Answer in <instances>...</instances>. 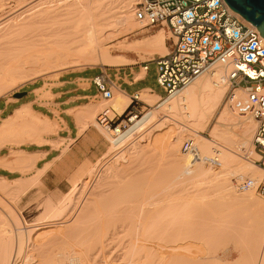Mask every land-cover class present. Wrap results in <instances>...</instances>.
<instances>
[{"label":"bare ground","instance_id":"bare-ground-1","mask_svg":"<svg viewBox=\"0 0 264 264\" xmlns=\"http://www.w3.org/2000/svg\"><path fill=\"white\" fill-rule=\"evenodd\" d=\"M136 1L42 0L32 7L37 11L29 7L0 24V98L52 72L132 64L111 53L109 43L113 41H118V51L167 53L163 30L142 41L119 42L139 26L142 29L133 17L131 3ZM228 88L225 70L214 65L166 99L142 91L140 96L155 106L152 110L156 114H161L159 118L155 115L157 122L152 124V116L145 114L140 119L132 118L129 128L122 132L101 127L103 136L116 151L130 144L103 169H95L100 164L97 161L84 174L89 178L96 174L97 189L128 184L135 188L129 225L105 221L104 218L113 215L102 212L104 207L97 197L99 190L92 189V194L88 189L85 192L89 178L81 184L80 178L77 179L58 201L45 198L43 205L36 206L41 207V214L28 222L21 211L4 202L3 196L19 200L34 186L36 177L16 181L0 178V264H17L18 259L21 264H88V253L82 258L77 249L87 246L89 252L91 245L96 244L95 250L103 252L106 236L117 225L126 226L119 227L120 232L131 237L127 249L123 248L129 252L122 255L121 264L134 261L137 264H264V200L257 198L253 190L235 189L237 180L258 182L264 176V170L254 164L259 160L252 144L256 123L231 112L229 103L217 116L210 139L201 134L214 118ZM116 90L102 104L110 119L113 111L122 115L130 103L128 97ZM234 95L236 99L245 98L242 90ZM93 109L77 113L82 129L87 126L84 120ZM51 129L47 122L23 107L0 126V134L7 135L0 140V147L5 142L13 145L40 142L39 135ZM113 133L116 137L111 136ZM187 139L199 158L211 159L216 164L196 158L192 161L190 155L183 154L181 146ZM10 158L14 160L11 165L23 161L27 170L31 169V156L12 152ZM84 234L87 240L81 238ZM245 236L251 237L249 241L254 239L253 252L245 250L231 263L229 240L246 239ZM191 239L198 242V252H193L195 246L188 242ZM232 244V250L242 251L246 247L242 242Z\"/></svg>","mask_w":264,"mask_h":264},{"label":"built area","instance_id":"built-area-1","mask_svg":"<svg viewBox=\"0 0 264 264\" xmlns=\"http://www.w3.org/2000/svg\"><path fill=\"white\" fill-rule=\"evenodd\" d=\"M133 17L142 29L165 28L170 33L168 52L140 66L146 71L148 64H156V81L166 96L185 88L214 65L225 70L231 89L227 98L230 108L239 117H249L256 123L252 144L259 160L254 164L264 170V41L257 28L233 12L224 0H137ZM109 70L101 69L89 81L104 101L110 100L117 89ZM235 89H241L245 98L236 99ZM141 105L144 109L149 107L135 95L119 121L113 123L117 115L114 111L110 119L107 110H103L96 123L114 131L124 130L132 118L138 117ZM181 151L190 155L192 161L196 158L216 164L199 158L189 139L182 143ZM235 189L253 190L264 198V176L258 182L237 180Z\"/></svg>","mask_w":264,"mask_h":264},{"label":"crops","instance_id":"crops-1","mask_svg":"<svg viewBox=\"0 0 264 264\" xmlns=\"http://www.w3.org/2000/svg\"><path fill=\"white\" fill-rule=\"evenodd\" d=\"M127 53L136 52L119 51L117 55L130 60L132 62L130 65L135 64L124 55ZM130 65L111 67L113 69L110 72L113 76L108 74L117 88L116 91L131 99L135 95L139 98L140 93L147 90L149 94H155L162 99L164 96L145 84L149 64L146 71H143L140 66ZM74 73L76 72H65L55 80L33 82L25 96L13 98L12 95L11 101H0V126L16 111L26 107L52 128L47 133L39 135L41 143L22 142L13 145L5 142L0 147V178L16 181L36 177L34 186L21 196L20 202L25 207L31 205L28 202L30 196L35 197L39 194L56 199L67 194L75 181L107 152L108 140L95 126L88 123L91 114L96 112L99 105L104 102H100L99 95L92 90L89 81L94 76L72 75ZM140 75H142L140 78H136ZM24 97L25 100L22 101ZM87 108L94 109L89 111V117L84 120L87 126L82 129L77 113L88 112ZM120 116L116 115L113 123L119 121ZM6 137L7 135L0 134V140ZM12 152L31 156L33 158L31 169L27 170L26 163L23 161H18L15 166L11 165L14 162L10 158Z\"/></svg>","mask_w":264,"mask_h":264},{"label":"rangeland","instance_id":"rangeland-1","mask_svg":"<svg viewBox=\"0 0 264 264\" xmlns=\"http://www.w3.org/2000/svg\"><path fill=\"white\" fill-rule=\"evenodd\" d=\"M39 1H42V0H20L17 1V0H1L0 2V24L2 23H5L9 20H11L12 18H14L16 15L20 14V12H22L23 10H26L27 8L31 7V9H33L36 5V3L38 4ZM135 3V2H134ZM134 3H131V7L133 8V4ZM34 6V7H33ZM33 7V8H32ZM28 10V9H27ZM37 11V8L33 9V12ZM32 12V11H31ZM32 12V13H33ZM159 30H163L164 31V34H165V45H166V48H167V52L169 50V47H168V42H167V39L170 37V33L167 29H161V28H154V29H150V30H146V29H141L140 26L138 27V29L128 35L127 37L125 38H121L119 42H138V41H142L144 39H147V38H150L151 36L155 35ZM109 45H111V53L114 54V55H117L119 54V51L117 50V45H118V41H113L111 43H109ZM165 53H158V52H155V53H148V52H139V53H127V54H124L126 57H128L129 59L133 60L135 62V64L133 65H130L132 67H138V66H142L143 63L147 62V61H150L152 59H156L158 56H162L164 55ZM103 70L104 68L103 67H100V66H96V67H90V66H85V68H80V69H69V70H66V71H61V72H52L50 73L49 75H46V77L44 76L42 79L41 78H38L32 82H27L25 84H23L22 86H19L18 88H15V89H12L10 90L9 92H7L3 97L0 98V101L1 100H7L9 101V99L12 97V95L14 93H17V92H26L27 90H29L31 87H32V83L33 82H38V81H41V80H46V79H51V80H55L57 79V77L62 74V73H65V72H76L72 75H80V76H87V77H91V76H95L96 74L99 73L100 70ZM113 68H110V70H112ZM110 70L108 71V73H110L111 76H113V73L110 72ZM157 76H156V64L155 63H151L149 64V72H148V76H147V80H146V85H148L149 87H151L156 93L164 96L162 99H166V93L161 89V87L158 85L157 81ZM81 86H85V85H81ZM92 90L95 92V87L92 85ZM135 89V87L133 88ZM231 89L230 87L228 88L227 92L225 93L224 97H223V100L221 102V105L219 106L217 112L215 113V116L214 118L210 121L209 125L207 126L206 130L204 132H202L201 134L206 137V138H209L210 139V133H211V129L212 127H214L213 125H215L216 123V118L217 116L219 115L220 111L222 110V108L225 106L226 107H229V101H228V95L230 93ZM241 92V90L237 89L235 90L234 92ZM43 97H46V96H43ZM139 99L147 106L149 107H146V109H144V106L141 105V110H140V113L138 114V119L142 118L145 114H150V118L151 120L153 119L154 121H151L152 124L157 122L156 120H159L158 118L161 116V114H156V111L152 110L155 108V106H153L152 103H149L147 102L145 99L142 98V96L139 97ZM25 100V97L22 98V101ZM104 100H101L100 102H103ZM99 102V103H100ZM98 104V103H97ZM151 104V105H150ZM1 107V105H0ZM153 107V108H152ZM105 108V106L103 105H99V107L96 109V112L94 111V113L91 114L90 116V119L88 121V123L90 125H93L95 126L100 132H101V127H99L97 124H96V117L98 115L99 112H101L103 109ZM150 108V109H149ZM231 110V112H234L232 111L231 108H229ZM150 110V111H149ZM149 111V112H147ZM147 112V113H146ZM155 112V113H154ZM158 117H156V116ZM155 117V118H154ZM124 119V117L122 118ZM254 122V121H253ZM94 123V124H93ZM88 124V125H89ZM131 125V123H129L125 128L124 130H119V132H122V131H125L129 128V126ZM236 134H239V128L236 129ZM102 133V132H101ZM114 134V133H113ZM111 135L112 137H116L114 135ZM135 138L136 140H138V134L135 133ZM133 137V140L135 139ZM108 140V139H107ZM132 140V139H131ZM109 142V141H108ZM130 144L129 142L126 143L125 146H123L121 149H118V151H116L114 149V146H112L110 143L108 145V149H107V152L105 155H103V157L99 160L100 161V164L95 167V169L98 171L99 168L100 170L103 169V167L107 164H110L114 161V158L115 156L117 155V153L120 151V150H123V149H126V146ZM112 146V148H111ZM113 150V152L111 153V151ZM232 149H234L232 147ZM251 150H252V147H251ZM253 151V150H252ZM109 153V154H108ZM250 152L247 153V155L249 156ZM251 156V155H250ZM251 160H254L252 157L250 158ZM95 165V164H94ZM103 165V166H102ZM102 167V168H101ZM93 176H91V178H89L88 175L84 174L82 176V178H80V184L81 182H85L88 178L89 181L88 184H87V187L85 188V192H87L88 190H90V192L92 191L93 189V192H96L97 190H99L100 194L98 193L97 197H99L100 199V202L102 201V205L104 207L103 211L104 213H108V214H112L113 216L112 217H107V218H104L105 221H114V223H119V225H122L121 222H124L126 224L127 222V225H129L128 221L131 220V217L130 214H131V207L133 205H135V198H134V193L137 192L135 190V188L133 186H130L129 184L128 185H121L120 187L118 186H109V185H104L103 187L101 188H98L97 189V185H96V180L94 177V173L92 174ZM88 176V177H87ZM262 176H263V173H262ZM84 179V180H83ZM93 179V180H92ZM92 180V182H91ZM98 180V179H97ZM82 182V183H83ZM91 182V183H90ZM96 185V186H95ZM81 186V185H79ZM95 186V187H94ZM116 187V188H115ZM91 188V189H90ZM88 189V190H87ZM103 191V192H102ZM92 194V192H91ZM146 195L145 194L144 196H142V198H146ZM254 195L257 197V198H260L262 200H264L263 197L259 196L257 193L254 192ZM64 195L60 196L59 198H56L54 199V201H58L59 199H61ZM93 196H91L90 198H92ZM4 198V202L6 203H9L7 204L8 206H14L16 209V211H21V215L22 217L24 218V220L30 222L31 220H33L36 216H39L42 212V209L41 207H38L36 208L37 205H43L44 204V199L47 198V196H43V195H37L35 197L33 196H30L29 197V200L28 202H30L31 205L25 207L23 203H21L19 200H13V199H10L8 196H3ZM35 200H34V199ZM112 198V199H110ZM10 200V201H9ZM34 200V201H33ZM12 201V202H11ZM16 201V202H15ZM119 203V204H118ZM46 213V212H45ZM44 213V214H45ZM129 214V215H128ZM114 215H117V216H114ZM21 217V216H20ZM113 223V224H114ZM38 224H43L42 222H39ZM117 225V224H116ZM118 226V225H117ZM117 226H115V228L113 229L111 227L110 230L114 231ZM124 226V225H123ZM121 226H118V229L117 232L115 230V234L114 232L112 231H108L109 232V236H106V240L105 241V246H104V250L103 252H97L95 250V247L97 246L96 244H92L91 245V248L89 250V252H87V246H84L83 248H78L77 251L78 253L81 255V257L83 258V256H86L87 253H88V264H121V260H122V255H124V253L126 254L127 250V245L129 244L130 242V239L131 237L130 234H127V236L125 235L126 233L124 231V233L120 232L122 229L121 228H124V227H121ZM124 230V229H123ZM119 231V232H118ZM112 232V234H111ZM114 233V236H112ZM120 233V234H118ZM123 234V235H122ZM108 235V233H107ZM129 235V236H128ZM246 239L248 238H251V237H248L245 236ZM81 238H83L84 240H87V235L84 234ZM126 238V239H125ZM130 238V239H129ZM244 238V237H243ZM243 238L241 239H233V240H229L228 242V248H232L233 245L232 243H238V242H242V245H245L244 243H246V247H247V243L248 241L244 238V241H243ZM129 239V241L127 240ZM246 240V241H245ZM78 242H81L82 240L78 239L77 240ZM187 241V240H186ZM193 241V242H192ZM251 241V242H250ZM249 241V246L247 247V249H245L246 247L244 246L242 248V251L240 250H235V249H231L232 250V253H231V250L229 249V256L230 258L232 259L230 262L233 263L234 260H236L237 256L239 255V253H244V251L246 250V253H248V251L250 252H253L251 250V247H253V241L254 239L252 238V240L250 239ZM189 243L191 242L195 247L193 249V252H198V247L199 244L197 241H194L193 239L189 240L188 241ZM232 242V243H231ZM108 243V244H106ZM252 244V245H251ZM88 245V244H87ZM108 245V247H107ZM251 245V246H250ZM90 246V244H89ZM125 248V249H123ZM244 249V250H243ZM248 250V251H247ZM109 251V252H108ZM127 251V252H126ZM108 252V253H107ZM236 252V253H235ZM249 252V253H250ZM99 254V255H98ZM103 254V255H102ZM121 255V256H120ZM105 256V257H104ZM120 257V258H119ZM233 257V258H232ZM238 259V258H237ZM19 260H17V264L19 263ZM121 261V262H120ZM120 262V263H119ZM135 262V261H134ZM134 262H129L128 264H134ZM21 264V263H19ZM135 264H137V261L135 262Z\"/></svg>","mask_w":264,"mask_h":264},{"label":"water","instance_id":"water-1","mask_svg":"<svg viewBox=\"0 0 264 264\" xmlns=\"http://www.w3.org/2000/svg\"><path fill=\"white\" fill-rule=\"evenodd\" d=\"M228 7L245 21L257 28L259 34L264 38V0H224ZM26 92H17L13 98H21Z\"/></svg>","mask_w":264,"mask_h":264}]
</instances>
